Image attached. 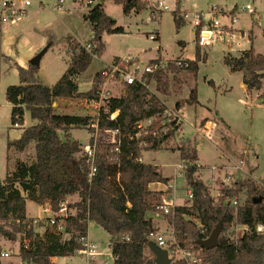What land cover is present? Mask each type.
Masks as SVG:
<instances>
[{
  "label": "trees",
  "instance_id": "1",
  "mask_svg": "<svg viewBox=\"0 0 264 264\" xmlns=\"http://www.w3.org/2000/svg\"><path fill=\"white\" fill-rule=\"evenodd\" d=\"M95 1V6L84 16L93 32L89 40L91 53L78 42L70 43L71 58L67 70L51 87L40 81L39 68L17 65L19 84L6 89V100L11 105V126L20 128L26 113L34 121L29 127L22 126L18 139L8 140L7 162L12 154L23 153L32 145L34 159L29 162L16 159L12 168L7 165L5 178L0 179V239L16 242L19 235L27 234L28 248L24 247L22 238L19 241L23 264H55L53 259L56 257L74 256L82 251L84 246L80 238L87 236L90 222L111 236L113 264H156L148 242L149 234L159 228L150 214L158 212L156 206L162 201V193L151 191L149 187L155 183L168 184L171 178L162 175L160 166L138 159L145 151L169 148L176 133L171 129L145 150L139 146L144 137L131 140L130 136L135 133L137 123L158 117L166 106L148 89L137 84L127 85L121 96L110 100L107 111H102L98 119L96 173L92 181L88 179L89 167L82 153L83 144L71 135L73 129H88L91 117L61 114L54 106L60 99L93 97L95 87L89 92H80L75 79L87 71L94 56L99 57L104 33H124V29L104 11L105 0ZM114 2L122 6L125 15L140 13L147 6L146 1L141 0ZM178 9L179 0L176 1ZM178 18L175 19L177 26L182 20ZM200 62L198 51L195 60L184 61L188 66L171 67V72L176 74L183 69L196 76ZM224 62L231 72L242 73L247 92L264 91V55L256 53L253 47L242 50L237 57L226 55ZM169 77L164 73L156 76L157 90L164 95L169 94ZM98 78L99 73L96 80ZM196 91L190 90L188 104H198ZM258 98L264 103L263 94ZM179 108L180 103H176V109ZM116 111L119 112L116 120H109ZM106 131H118V135ZM177 150L186 165L184 177L193 193L191 202L176 206L172 215H163L174 230L178 246L200 251L205 264H264V233L258 234L255 230L259 224L264 227L263 187L247 178L232 185L222 184L218 190L220 195L213 198L207 185L193 177L196 170L193 164L199 161L196 147L184 140ZM244 190L247 199L233 207L231 202ZM72 196H77V201L68 203ZM259 198L262 201L255 203ZM27 201L42 206L48 204L55 213L60 203L67 202L70 213L64 220V233H57L51 227H46L41 234L35 233L26 214ZM236 225H246L249 231L236 239ZM217 226L221 227L218 246L211 250L201 248L199 242L207 239ZM1 252L0 246V264H3ZM173 264L185 262L179 260Z\"/></svg>",
  "mask_w": 264,
  "mask_h": 264
},
{
  "label": "rangeland",
  "instance_id": "2",
  "mask_svg": "<svg viewBox=\"0 0 264 264\" xmlns=\"http://www.w3.org/2000/svg\"><path fill=\"white\" fill-rule=\"evenodd\" d=\"M9 1L18 5L25 2ZM29 1L32 5L28 8V16L15 25L0 23L1 180L7 174V165L12 168L16 159L29 162L35 157L32 145L23 153L12 154L7 162L8 140L18 139L22 126L34 124L29 113H26L24 124L20 128L11 126V105L6 100V89L8 86L19 84L17 65L27 68L32 58L50 45L41 60L38 77L45 86L51 87L67 70L71 58L70 43H87L92 39L90 24L84 20L89 7L69 2L62 9L54 10V0ZM176 1L166 0L171 11L164 12L157 20H153L147 6L140 13L125 15L121 5L114 0H105L104 11L116 21L117 26L124 29V33L102 35L103 50L99 57L93 60L85 73L75 79L79 91L89 92L96 80V74L105 64L117 57L133 55L143 61L159 57L164 60L192 61L199 51L201 62L196 76L183 69L176 74L171 73L169 94L160 93L156 87L152 88V94L171 108L176 109V103H180L179 113L183 119L180 137L192 142L196 147L198 162L204 169L202 179L207 182V179L215 178V195L222 184L232 185L247 178L254 179L257 184L264 183V103L258 98L259 95H264V91L247 92L241 87L242 73L231 72L224 62L226 55L237 57L242 50L250 47H253L256 53L264 55V0H179L183 11L190 15L188 19L181 20L179 26L175 19L183 11L181 8L176 10ZM247 5L255 9L254 15L244 10ZM213 8L222 10V25L229 24L231 17H234L236 21L232 36L212 47H199L192 14L206 13ZM228 13L230 16H227ZM152 34L159 39L152 40ZM191 89L197 90L198 104L190 105L186 102ZM54 106L61 114L86 116L90 113L78 98L60 99ZM205 126L211 131L209 138L202 134ZM71 135L83 145L91 138L87 128L73 129ZM181 142L176 137L168 145L169 148L142 153L144 163L160 166L162 175L171 178L169 183L174 185L173 193L177 203L187 200L190 188L184 177L183 162L177 150ZM212 167H216L217 172L211 171ZM237 198L239 203H244L247 199L246 191ZM70 199L68 203L76 200ZM26 214L33 218L52 215L44 213L40 205L31 201L26 202ZM160 214L151 213L150 216L160 221V233L168 239L171 227L167 221L162 220L163 216ZM18 237L16 242L0 239L2 251L12 252L9 258L2 259L3 264H23L19 256L21 236ZM87 240L99 246L101 255L96 258L97 261L113 264L111 236L102 227L90 222ZM54 263L88 264L89 259L78 252L74 256L56 257Z\"/></svg>",
  "mask_w": 264,
  "mask_h": 264
},
{
  "label": "built area",
  "instance_id": "3",
  "mask_svg": "<svg viewBox=\"0 0 264 264\" xmlns=\"http://www.w3.org/2000/svg\"><path fill=\"white\" fill-rule=\"evenodd\" d=\"M145 1L150 11V18L153 20H157L162 15V13L171 11L166 0ZM69 2L84 4L89 8L94 7L96 4L95 0H54L52 8L54 10H60ZM20 4L21 5H18L15 2L9 0H0V23L15 24L22 18L28 16V8L32 5L31 1L25 0L24 3L20 2ZM244 10L250 15L255 14V9L250 5H247ZM221 14L222 10L215 8L206 13L198 12L192 14L193 25L197 30V43L199 47H212L215 44L224 42L225 39L232 36L233 25L235 24L236 20L234 17H231L229 24L222 25L220 23V17L222 16ZM189 16L190 15L184 11L179 15L180 19L182 20L188 19ZM227 16H230V14L228 13ZM156 33L158 34V32ZM91 34L93 37V32H91ZM150 38L152 40H156L159 37L152 34ZM80 44L91 53V45L89 41L87 43L80 42ZM95 58L96 56H94V59ZM184 61L185 60L182 59L164 60L162 58L143 61L138 56L128 55L126 57H117L110 63L103 66L102 70L99 72V78L93 82V87H95L93 97L81 99V103H83V105L90 110L89 115L86 116L91 117L90 124L87 126L88 129L92 130V132H90L91 138L82 147L83 156L85 157L86 163L89 167V181H92L96 173L97 141L99 139L98 119L102 111H107V106L110 103V100L121 96L124 93L125 87L127 85H141L152 93V88H157L156 76L160 73L170 75L172 73L171 67L179 68L183 65L188 66L187 63H184ZM161 102L166 106V109L162 112V114H160L158 117L149 118L137 123L135 133L130 136L131 140H138L144 137V140H141L139 143V146L142 150L147 149V147L150 146L154 140L161 139L171 129H175L176 137L179 141H184L180 137L183 119H181L179 110L171 108L163 101ZM118 114V111L112 113L109 116V120H116ZM212 125L214 126V124ZM202 132L206 138L210 137L211 131L207 126H205ZM106 133L110 132L106 131ZM110 134L113 136L118 135V131H113ZM148 138L150 141L147 140ZM138 161L143 162L142 156L138 159ZM193 165L196 166V170L193 174L194 179L204 182L207 185L210 195L213 198H217L220 194L219 192L217 195L214 194V186L216 185L215 178H209L207 179V182H205L202 179V172L204 170L203 166H201L199 162H196ZM182 168L183 172L185 173L186 165L183 164ZM210 170L217 172L216 167H212ZM258 184L261 187H264V183ZM163 185L165 188V195L162 197L160 204L156 206V210L158 211L157 214L161 213V216L170 214L172 215L174 213L175 207L181 205L182 203L179 204L176 202V197L173 193L174 185L170 183ZM187 194V200L183 203H189L193 199V193L190 188ZM231 204L233 207H238V199H234ZM43 211L44 213H52V215L45 218L28 217L32 227H34V232L41 234L45 231L46 227H51L54 228L57 233H64V220L69 216L70 213L67 202L60 203L59 210L56 213L53 212L51 208L44 209ZM16 222L20 223L19 220ZM255 230L258 234L264 233V227L260 224L256 226ZM235 231V238L238 239L243 237V235L249 231V227L246 225H236ZM20 236V238L23 240L24 247L28 248L30 245V239L28 238L27 234L22 233ZM149 239L158 247L167 249L172 262L182 260L185 262V264H205L204 257L200 251L185 250L178 246L174 236V230L172 228L170 237L168 239L163 234H161L159 230L150 233ZM80 242L83 243L84 246L80 253L88 257V264H94L93 261H96V264H106L96 260V258L101 255L99 246L97 244L89 242L87 240V236L80 238ZM11 254V251H2L1 257L3 259H7Z\"/></svg>",
  "mask_w": 264,
  "mask_h": 264
},
{
  "label": "water",
  "instance_id": "4",
  "mask_svg": "<svg viewBox=\"0 0 264 264\" xmlns=\"http://www.w3.org/2000/svg\"><path fill=\"white\" fill-rule=\"evenodd\" d=\"M50 45L45 47L43 50H41L32 60L29 62V65H32L34 67L39 68L41 60L45 53L48 51ZM262 199L259 198L258 200H255V203L261 202ZM221 234V227L217 226L211 235L205 239L199 242V246L205 250H211L218 246L219 237ZM148 248L150 249L151 253L155 256V262L156 264H173L172 260L169 257V253L167 249L158 247L154 242L149 241L148 242Z\"/></svg>",
  "mask_w": 264,
  "mask_h": 264
},
{
  "label": "crops",
  "instance_id": "5",
  "mask_svg": "<svg viewBox=\"0 0 264 264\" xmlns=\"http://www.w3.org/2000/svg\"><path fill=\"white\" fill-rule=\"evenodd\" d=\"M180 8H181V10L183 11V8L181 7V3H180ZM18 23V22H17ZM17 23H15V24H17ZM15 24H12V25H15ZM245 50V49H244ZM229 53V52H228ZM160 58V57H159ZM242 88H244L245 89V86L243 85V83H242V86H241ZM56 104V103H55ZM181 110H179V112H180ZM24 120H25V117H24ZM29 127V126H28ZM24 128H26V127H24ZM20 135H21V133H20ZM20 137V136H19ZM7 148V147H6ZM150 190L151 191H155V192H160V193H162V196H161V198L165 195V192H164V190H165V188H164V185L163 184H161V183H155V184H151L150 185ZM71 199L72 198H75L76 200L75 201H77V196H72V197H70ZM69 198V199H70ZM70 199V200H71ZM74 201V202H75ZM71 203H73V202H71ZM179 204H181V203H179ZM40 207L42 208V211L44 210V209H48V208H50L49 207V205L48 204H45L44 206H42V205H40ZM44 212V211H43ZM27 217H29V216H27ZM31 218V217H30ZM162 218V220H164L165 222H166V219H165V217H161ZM154 219V218H153ZM155 221V223L158 225V228H159V231H161L162 230V227H161V225H160V221H157V220H154ZM165 226H166V224H165ZM165 228V227H164ZM55 261V258L53 259V262Z\"/></svg>",
  "mask_w": 264,
  "mask_h": 264
}]
</instances>
